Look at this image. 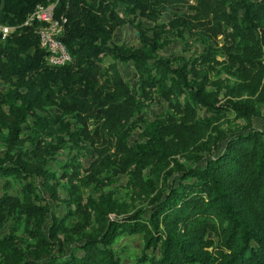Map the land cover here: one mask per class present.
<instances>
[{
  "label": "trees",
  "instance_id": "16d2710c",
  "mask_svg": "<svg viewBox=\"0 0 264 264\" xmlns=\"http://www.w3.org/2000/svg\"><path fill=\"white\" fill-rule=\"evenodd\" d=\"M182 1L0 0V25L15 27L5 38L0 34V83L14 86L0 99L8 115L0 224L24 220L32 240L24 248L0 239V264H122L113 245L123 235L142 236L141 255L132 264H264V130L252 124L254 105L231 99L219 104L216 93L206 92L214 85L213 64H219L210 45L189 61L158 57L161 36L156 29L148 34L142 22L134 27L140 48L111 42L125 22L115 12L117 3L154 22ZM48 3H56V18L66 19L60 40L71 62L61 67L46 65L34 27L21 26L37 5ZM187 10L174 28L225 41L224 69L235 78L225 95L246 93L264 101V0H196ZM104 58L133 67L132 86L141 97L167 103L170 114L150 138L130 143L135 92L115 65L101 67ZM49 107L63 108L79 123L73 130L59 121L67 139L56 136L57 146L55 119L40 116ZM224 113L235 114L245 127L232 133L213 128ZM26 130L30 145L20 148L16 142ZM65 141L89 155L96 152L92 168H119L147 205L121 217L114 201L93 202L87 224L66 229L81 200L67 204V214L58 218L50 202L59 205L57 178L47 169ZM88 229L94 232L85 234Z\"/></svg>",
  "mask_w": 264,
  "mask_h": 264
},
{
  "label": "rangeland",
  "instance_id": "374dc122",
  "mask_svg": "<svg viewBox=\"0 0 264 264\" xmlns=\"http://www.w3.org/2000/svg\"><path fill=\"white\" fill-rule=\"evenodd\" d=\"M196 0H183L181 3L176 2L167 11L161 13L156 21H148L146 18L138 17L131 10L127 9L125 5L120 2L115 5L116 14L125 20L124 23L117 25L111 35V42L116 45L140 48L141 45L136 36V29L134 28L139 22H142L144 28H149L148 34H153V29H156L161 38L159 44L161 48L157 51L158 57L172 58L175 56H183L184 61H189L205 53L208 45L212 47L215 52H210L214 59L219 64H213L215 69L209 74L210 81L214 85L207 87V93H216L219 104L225 102L227 99L233 101L249 100L256 110V114L252 119L253 126L264 130V101L256 96H249L244 93L240 97H231L225 95L227 87L234 86V77L225 71L226 61L223 57V49L225 48V41L222 37L208 38L201 31L193 29L191 32L183 31L182 27L174 28L173 23L176 19L181 18L189 13L188 5H195ZM1 26V25H0ZM148 53L146 49H144ZM110 65H115L122 76V78L131 83V89L135 92L137 101V114L131 119L128 126H133L130 130V143L138 140L144 141L150 138L155 133V125L165 121V118L170 114V109L166 102L157 100L155 97H141L138 94L137 88L132 86L135 80V72L132 66L125 62H112L109 58L101 60V67L106 70ZM212 65V64H209ZM212 65V66H213ZM202 66L198 67V70ZM200 83L201 80L196 81ZM215 86V87H214ZM14 89V86L4 85L0 83V99L9 90ZM2 96V97H1ZM0 107V157L7 150V133L6 123L8 115L5 107ZM63 108L49 107L46 112L40 113V116L50 120L55 119L52 126L53 144L59 145L60 142L56 139L66 138L59 121L71 125V129L75 130L79 127L76 118L71 114H66L62 111ZM52 119V121H54ZM29 126L32 127V122L29 121ZM93 127L92 123L89 124ZM213 128H217L225 133H232L239 131L245 127V122L238 118L235 114L224 113L212 123ZM55 134V135H54ZM29 131H24L20 134L17 140V145L20 148H27L30 145ZM51 141V140H50ZM49 141V143H50ZM94 150V148H90ZM82 151L77 147H72L69 142L63 143L58 147V151L54 154L53 160L48 164L47 169L57 178L55 180L58 201H52L51 206L57 205L55 215L58 218H63L68 212V206L73 200H81V207L77 208L78 212L75 215L68 213V220L65 221V228L74 230L75 223L87 224L85 218L91 211L90 207L93 202H101L109 199L115 202V208L123 212L121 217L133 214L138 208L145 207L147 200L144 196H137L133 190L129 188L127 175L119 171V168L114 167H100L92 168V163L97 157V153L92 155ZM173 158L185 162V159L180 155H174ZM145 178H149L148 170L144 173ZM162 179V175L160 177ZM4 180H0V195L3 194L2 185ZM15 193V191H12ZM115 217V215H111ZM26 224L24 220H12L0 224V239H12L15 244L23 246L24 248L30 246L32 240L26 233ZM78 230V229H77ZM81 231V230H79ZM66 232V231H65ZM64 232V233H65ZM92 229L85 230L84 233H92ZM57 234L61 239L65 234ZM67 233V232H66ZM116 253L120 257L122 264H132L141 255L143 248V240L141 235H123L117 238L113 245Z\"/></svg>",
  "mask_w": 264,
  "mask_h": 264
},
{
  "label": "built area",
  "instance_id": "2783aa9c",
  "mask_svg": "<svg viewBox=\"0 0 264 264\" xmlns=\"http://www.w3.org/2000/svg\"><path fill=\"white\" fill-rule=\"evenodd\" d=\"M56 3L37 5L24 19L21 26L34 27L39 47L45 51V63L49 67H61L71 62V57L60 38L64 33L66 19L56 18ZM15 31V27L0 26L2 38Z\"/></svg>",
  "mask_w": 264,
  "mask_h": 264
}]
</instances>
